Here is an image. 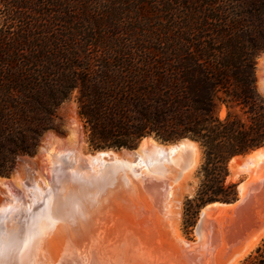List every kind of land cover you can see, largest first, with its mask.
Here are the masks:
<instances>
[{
  "label": "trees",
  "instance_id": "16d2710c",
  "mask_svg": "<svg viewBox=\"0 0 264 264\" xmlns=\"http://www.w3.org/2000/svg\"><path fill=\"white\" fill-rule=\"evenodd\" d=\"M263 54L264 0H0V175L74 100L93 150L199 144L187 223L236 202L229 163L264 146ZM242 262L264 264V239Z\"/></svg>",
  "mask_w": 264,
  "mask_h": 264
},
{
  "label": "bare ground",
  "instance_id": "6f19581e",
  "mask_svg": "<svg viewBox=\"0 0 264 264\" xmlns=\"http://www.w3.org/2000/svg\"><path fill=\"white\" fill-rule=\"evenodd\" d=\"M257 76L259 77L258 90L264 93V55L259 59ZM84 145L85 139L77 119H73L70 133L66 140L59 139L54 133L49 135L42 148V175L38 173L41 175L39 179L41 184H39L38 189L42 193V200L38 204H35L36 202L33 199H27L28 191L32 189L33 185H29L17 177L13 179L0 178V194H3L7 199V201L0 200V264H122L124 262V252L122 250L115 251V254L111 250L113 251L111 257V245L107 243L110 234L107 233V226H101L105 222L102 220H105L106 216H108L104 215L107 210L102 213V209L99 207L100 211L96 209V204H98L100 199L96 197L97 193L92 191L93 185L89 179L90 172L87 161H94L96 168L112 166L126 170L125 175H128L129 172L135 173L140 169L142 171H151L148 165H146L147 161L153 164L159 158L165 157L168 159V163L165 165L168 171L160 174H168L175 168L176 175L173 176L172 174V176L173 178L176 177V180L180 184V181L182 182V180L191 176L190 174L200 164L201 158L200 147L187 142L180 143L176 147L173 145L165 146L151 139H146L138 151L122 150L116 152L108 150L98 151L95 154L88 153L83 156L82 149ZM181 145L191 150L193 154L189 166L184 169L182 167L178 169L179 161L183 159ZM82 156L85 158V166L83 165L84 161L79 160ZM79 162H82V168L79 166L75 167L77 164L80 165ZM229 170L232 173L241 170L249 174L247 181L239 186V201L234 204L217 202L207 205L202 210L201 220L196 228L198 239L204 236V223L208 215L215 214L219 220H226L228 219L226 217H230L229 219H231L242 213L243 215L245 214L244 217L252 214V212L248 214L246 212L255 194L254 183L264 172V146L247 155L234 157L229 163ZM64 171H69V176L76 179L77 183L75 182L71 185L68 191H65V194L60 197L61 195L56 193L58 186L55 180L60 179L59 176L61 175L59 173H63ZM162 181L164 184L165 181ZM31 182L34 184L33 181ZM177 184L175 185L178 186L179 184ZM103 185L104 181L98 187H102ZM171 186L169 185V187ZM173 193L174 191L172 190V196ZM34 196H31V198H34ZM162 196L165 197L164 195ZM166 197L170 199L169 196ZM169 199L166 200L169 202ZM176 203L179 204L178 202ZM162 204L166 208L169 207L166 206L167 204L164 205L163 202ZM213 208H216L215 213H213L214 210L211 211ZM164 210L165 212L167 211L166 209ZM259 210L261 212L258 206L254 210V213L259 212ZM166 214L168 215L169 213L166 212ZM167 215L165 216L168 217ZM170 219L172 220V217ZM110 225L111 222L109 223ZM175 227L178 228V226ZM175 227L174 231L177 230ZM111 228L113 229V225L110 226V231ZM112 233L114 235L113 231ZM179 233L177 234V240L184 239V237L181 238ZM138 235H141V233ZM263 237L264 229L257 235L254 234L247 243L240 246L234 252L236 254L230 259L229 264H239L241 260L251 253L252 249H255ZM138 251H140L139 246L137 249L135 248L134 253L136 254Z\"/></svg>",
  "mask_w": 264,
  "mask_h": 264
},
{
  "label": "rangeland",
  "instance_id": "374dc122",
  "mask_svg": "<svg viewBox=\"0 0 264 264\" xmlns=\"http://www.w3.org/2000/svg\"><path fill=\"white\" fill-rule=\"evenodd\" d=\"M259 93L264 97V93H261L260 91ZM224 114L225 108L223 107L221 115L224 116ZM61 115L64 119V124L59 131H53L54 135L63 141L66 140L70 133L73 119H77L85 139L82 155L85 156L88 153L95 154L97 150H93L88 144L87 135L83 128V123L78 116L77 105L74 100L66 103L62 107ZM83 156L80 157L79 160L82 162L84 161L83 165L85 166V158ZM41 161V157L37 154L32 157L20 158L13 171L8 175H0V178L13 179L14 177H17L18 179L25 181L27 184L33 185L32 189H29L28 191L29 194H26L27 199H33L35 200L34 202H36L35 204H38V202L40 203L42 200V193L38 189L39 184H41L39 179L42 175L43 169ZM81 163L79 162L80 165L77 164L75 167L79 166L82 168L83 165L81 166ZM199 163L200 164H198L194 172L190 174L191 176L182 180L183 183L180 181L182 186L178 183L179 181L176 180V177L173 178V176L176 175L175 168H173L175 172L173 170L168 174H160L150 170L142 171L140 169L135 173L129 172V174L126 175V182L119 179H109L104 181V185L102 187L98 186L103 181L98 178L90 179V182L93 185L92 191L96 192V197L100 199L98 204H96V209H102V213L107 210L104 215L108 216H106L105 220H102L107 222H104V225L101 226H107V233L111 235L108 236L107 241L108 245H111L110 251L113 250L114 254L117 250H122L124 252V262H122V264H229L230 259H232V257L236 254L234 252H236L240 246L247 243V241H249L254 234L257 235L264 229L263 172V174L254 183L255 194L253 195L250 207L246 212V214L251 212L252 214L248 217H244L245 214L243 215L242 213L231 219H229L230 217H226L228 218L226 220H219L218 216L215 214L208 215V218L205 219L204 223V236L201 239H198V236L196 235V228L201 220L202 210L206 208L207 205L199 209L197 217L191 219V222H189L191 224L187 223L188 212L186 210L188 208L187 201L195 198L201 182L199 171L202 164V156ZM59 174L61 175L59 176L60 179L55 180L57 186L59 187H57L56 193L62 197L65 194V191H68L70 186L77 180L69 176V171H64ZM25 177L29 178L27 179ZM248 178L249 174L246 171L238 170V172L232 173L229 170L228 182L237 185L239 194L238 199L240 197L239 186L247 181ZM162 180L165 181L164 184ZM31 181H33L34 184H32ZM168 184L173 187H169ZM172 190L174 191L173 196ZM34 192L35 194L32 195ZM30 195L32 197L34 195L35 196L34 198H31ZM166 196H169L170 199ZM166 199H169L170 201L168 202ZM0 200L7 201L3 194H0ZM172 200L173 202H171ZM162 202L164 205L167 204L166 206H169L168 208H171H166L163 206ZM170 204H172V206H170ZM258 206L260 207L261 212L259 210V212L254 213V210ZM104 207H107V209ZM164 209H168L166 211L169 213L168 215ZM215 209L216 208H213L211 211L214 210L213 213H215ZM163 214L167 215L169 218L172 217V220L170 219V221L169 218ZM110 222L111 225H113V229L111 228V231V225L109 226ZM175 226H178V228ZM174 227L179 231L175 230L177 231L175 232ZM112 231L114 232V235L113 233L111 234ZM178 232H180L179 235L181 238L184 237V239L182 238V240H177ZM139 233H141V235H138ZM263 239L264 237L261 238L257 246ZM138 246L140 247V251L135 254L134 250L135 248L137 249ZM253 250L254 249L250 252ZM113 251H111V257L113 255ZM243 260H241L239 264Z\"/></svg>",
  "mask_w": 264,
  "mask_h": 264
},
{
  "label": "water",
  "instance_id": "95a60500",
  "mask_svg": "<svg viewBox=\"0 0 264 264\" xmlns=\"http://www.w3.org/2000/svg\"><path fill=\"white\" fill-rule=\"evenodd\" d=\"M262 56H260V58ZM259 59H258L257 65L259 63ZM258 82H259V77L257 76L256 83L258 84ZM51 134H53V131L47 132L44 135L43 139H42L41 145H40V147L38 149V152H37V155H39L40 157H42V154H43L42 153V148H43L45 142L47 141L49 135H51ZM146 139H151V140H153V141H155L157 143H160L162 145H165V146L173 145V146H176L177 147L180 143H183V142H187V143H191V144H196V145L199 146V144L195 140H193L192 138H189V137H185V138H182V139H180V140H178L176 142H171L170 143V142H163V141L159 140L155 135H150L148 137H145V138L141 139V141L138 143V145L135 148H132V149L121 148V149H117V150H114V149H108V150H112V151H116V152H119V151H122V150L138 151L141 148L143 142ZM181 149L183 150V159H180L179 166H178L179 168L178 169H180L181 167L183 169L184 168H187L189 166L191 160H192V157H193L192 156L193 154H192V151L191 150H189L187 148H184L183 145H181ZM108 150H97L96 152H98V151H108ZM253 151H255V150H253ZM167 163H168V159L165 158V157H161L157 161H155L153 164H151V162L149 163L147 161V164L146 165H148V168L151 169V171H153V172H156V173H166L168 171L165 168V165ZM87 165H88V169H89V172H90L89 173V176H90L89 179H91V178H98L101 181H105V180H109V179L110 180L119 179V180H123L124 182L126 180V175H125L126 174L125 173L126 170H123V169H120V168H115V167H112V166H103V167H100V168H96V163L94 161H87ZM237 201H239V199ZM236 202L228 203V204H234ZM215 203H217V202H215ZM223 204H227V203H223Z\"/></svg>",
  "mask_w": 264,
  "mask_h": 264
}]
</instances>
